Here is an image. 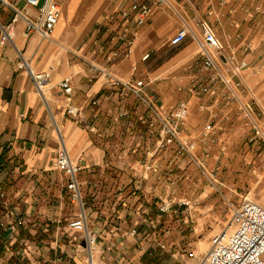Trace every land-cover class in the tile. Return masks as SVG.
I'll return each mask as SVG.
<instances>
[{
  "label": "crops",
  "instance_id": "crops-1",
  "mask_svg": "<svg viewBox=\"0 0 264 264\" xmlns=\"http://www.w3.org/2000/svg\"><path fill=\"white\" fill-rule=\"evenodd\" d=\"M130 1L57 0L61 11L49 40L37 34L24 36V26L19 21L12 41L0 45V194L4 195L0 198V214L13 208L27 221L26 230L12 242L20 264H85L84 238L67 226L78 216L80 206L72 202L64 187L66 177L53 167L60 139L70 158L81 167V211L87 227L97 237V259L104 264H129L148 250L152 237L147 232L148 221L155 211L160 213L159 197L163 201L170 199L177 210V203L185 200L192 205L191 211L210 191L202 187L195 198L182 194V187L185 191L191 187V181H185L187 175L180 180L188 161L177 157L174 147L151 156L148 152L153 151L156 139L134 125L143 107L130 95L121 97L104 77L90 72L85 62V58L94 57V40L101 36L106 14L128 7ZM167 1L169 5L153 9L148 23L133 29L128 56L108 69L123 81L142 79L147 95L165 109L186 102L185 137L207 121L206 112L199 106L211 101L187 92L200 73L197 41L188 37L172 47L169 39L185 22L200 40L197 23L206 21L233 63L238 56L248 61L253 48L249 53L241 48L248 34L240 20L250 19L241 13V7L251 4L264 9V0H239L235 15L228 12L230 0H223L224 17L220 21L216 19L218 0ZM11 16L10 11L0 8V33ZM19 53L35 72L48 75V108L36 95L30 77L17 69ZM146 53L149 58L143 61ZM96 62L104 66L99 58ZM66 78L73 87L69 101L80 108L75 119L64 114L67 98L58 89V83ZM91 101L97 105H91ZM235 109V105L221 106L213 122L225 124L223 117ZM122 111L129 118L116 121ZM91 125L93 133L88 131ZM146 153L159 164L157 172H141L140 162ZM170 161L172 167L168 166ZM176 182L182 187H177ZM132 230L137 232L135 236L130 234ZM9 259L0 247V264H11Z\"/></svg>",
  "mask_w": 264,
  "mask_h": 264
},
{
  "label": "built area",
  "instance_id": "built-area-1",
  "mask_svg": "<svg viewBox=\"0 0 264 264\" xmlns=\"http://www.w3.org/2000/svg\"><path fill=\"white\" fill-rule=\"evenodd\" d=\"M221 2L223 0H220ZM23 3L22 7L19 4ZM164 5H169L167 0H143L141 2L132 0L126 8H117L109 11L104 17L105 24L102 26V33L99 39H95L96 47L92 54L94 57L85 58L89 71L106 79L109 87L117 89L121 97L132 96L143 107V112L134 122L140 130L147 136L154 137L155 143L151 156L174 147L177 157L186 156L193 162L202 173H205V166L202 160L195 155V147L200 145L208 146L214 139H210L217 131L213 122L217 116V110L221 106L235 105L234 115L245 120L253 130L254 138L264 142V132L256 122V117L264 115V110L259 102L254 98L251 102L243 100V95L248 92V87L242 76V72L248 67V63L243 59L238 64L232 62L229 56L224 53V47L214 30L206 21H199L197 24L201 32L199 40L184 22L181 28L169 39V45L179 46L188 37L196 40L198 44L197 61L200 63V73L193 78L187 87V92L193 97L210 99L209 104H200L199 108L206 112L208 117L203 125L195 129L191 136H183L188 118V105L181 101L174 106L165 109L156 104L152 96L145 92V83L142 79L123 81L111 74L109 66L122 57H127L131 47L129 35L135 27H139L149 22L153 9H158ZM0 8L11 12L12 16L8 24L1 26L0 45L11 42L15 35V25L20 21L23 23V35L30 36L37 34L43 40H49L60 16V5L57 0H0ZM241 48L244 52L252 50L249 41H243ZM99 58L103 65L99 66L96 59ZM149 58L146 53L142 60ZM17 69L25 73L33 82L35 93L43 102L46 108V92L50 85L49 77L46 73L35 72L29 61L18 55ZM230 69L229 71L225 70ZM229 73L231 76L229 77ZM59 93L67 98L64 106V114L75 119L80 108L70 103V96L73 92L70 79H63L58 83ZM91 105H97L96 101H91ZM253 105L259 106L258 114L253 113ZM129 118V115L122 111L115 118L119 121ZM88 131L93 133L91 125ZM251 139L250 141H252ZM146 153L140 162L142 173L156 172L159 164L151 160ZM170 161L168 166H172ZM53 167L66 177L65 189L70 193L72 202L79 203L80 212L75 219L67 222V226L72 230L82 234L85 242V264H104L97 259L98 243L95 233L90 230L85 221L82 209L81 195L79 192L78 174L81 167L73 161L60 139V147L55 152ZM141 173V174H142ZM211 181L215 182L211 174ZM4 195L0 194V198ZM158 210L162 213L176 215L170 199L163 201L158 198ZM194 204V203H193ZM178 209L183 212H190L189 202L182 200L177 203ZM231 216L225 227L216 233L210 240V246L201 262L198 264H264V203L251 201L249 198L243 199L236 207L231 206ZM188 215H184V220ZM155 221H148V228H154ZM27 228V221L24 216L18 214L13 208L6 209L0 214V245L4 254L9 256L11 264H19L21 259L18 252L12 249L13 241ZM131 235L137 232L132 230ZM156 247L164 248V245L152 237Z\"/></svg>",
  "mask_w": 264,
  "mask_h": 264
},
{
  "label": "rangeland",
  "instance_id": "rangeland-1",
  "mask_svg": "<svg viewBox=\"0 0 264 264\" xmlns=\"http://www.w3.org/2000/svg\"><path fill=\"white\" fill-rule=\"evenodd\" d=\"M238 1L230 0L229 14H236ZM218 2L216 19L220 21L224 11H221V1ZM22 6L23 3H20L19 7ZM241 9L244 10L241 13L250 19L240 21L248 34L246 41H251L253 48L246 61L248 67L242 72L249 89L243 95V100L251 102L255 98L264 110V9H259L258 5L251 7V4ZM237 23L236 20L233 23L235 28L238 27ZM240 58L237 57L235 64L241 61ZM258 111L253 105V113L258 114ZM223 122V125L216 124L217 131L210 138L214 139L213 142L208 146L199 144L195 147V155L203 161L206 175L188 157L183 156L182 159L188 163L185 164V175L181 173L180 180L182 182L188 176L185 181H191V187L185 191L186 188L176 182L177 187H182V194L186 193L188 197L195 198L202 187L210 188L209 193L201 205L188 214L182 208L175 210L176 215L155 211L150 219L156 222L155 226L153 229L148 228L147 232L150 237L152 235L161 242L164 248L153 245L151 237L148 250L129 264H198L204 258L211 238L225 227L232 213L231 206L236 207L245 198L264 203V142L258 138L253 139L251 126L234 113L225 119L223 117ZM256 122L264 132V115L257 116ZM208 174L212 175L215 182L211 181ZM184 215H188L185 220Z\"/></svg>",
  "mask_w": 264,
  "mask_h": 264
},
{
  "label": "trees",
  "instance_id": "trees-1",
  "mask_svg": "<svg viewBox=\"0 0 264 264\" xmlns=\"http://www.w3.org/2000/svg\"><path fill=\"white\" fill-rule=\"evenodd\" d=\"M0 247L2 248V246L0 245ZM20 264V263H19Z\"/></svg>",
  "mask_w": 264,
  "mask_h": 264
}]
</instances>
